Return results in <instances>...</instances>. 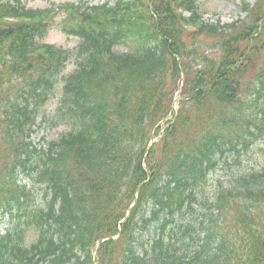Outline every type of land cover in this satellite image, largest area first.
Instances as JSON below:
<instances>
[{"label":"trees","instance_id":"trees-1","mask_svg":"<svg viewBox=\"0 0 264 264\" xmlns=\"http://www.w3.org/2000/svg\"><path fill=\"white\" fill-rule=\"evenodd\" d=\"M196 4H63L72 8L64 32L78 38L76 69L61 86L70 130L45 149L29 136L72 54L35 38L51 8L0 0V217L15 220L0 234V264H92L94 242L117 234L99 244L98 264H264V166L226 167L264 144V0L257 12L245 7L252 24L238 31L201 22ZM179 5L191 9L189 18L175 12ZM180 23L230 31L223 52L190 56ZM119 44L128 50L116 51ZM253 51L261 57L250 68ZM181 71L185 102L147 155V173L145 148ZM21 166L29 177L27 170L36 172L28 185L15 175ZM219 168L228 170L226 180L219 175L206 195ZM152 223L159 233L136 239Z\"/></svg>","mask_w":264,"mask_h":264},{"label":"rangeland","instance_id":"rangeland-1","mask_svg":"<svg viewBox=\"0 0 264 264\" xmlns=\"http://www.w3.org/2000/svg\"><path fill=\"white\" fill-rule=\"evenodd\" d=\"M54 3H59L63 1H74L78 2L80 0H26L27 5L36 7V8H42L46 7L50 2ZM90 4L91 3H99L102 2L103 0H87ZM242 0H198V3L200 4V10L202 12V18L207 21H214L216 19H219L220 22L226 23L228 21H233L239 16H243V13L240 11V6L242 5L241 3ZM249 3H252L253 0H245ZM60 19L57 20L56 24L59 23ZM60 26V25H59ZM45 41L49 43L56 44L57 46H61L64 49H68L70 51L76 49L78 40L75 37H69L65 33H62L59 29L56 27L52 28L49 33L47 34ZM127 46L121 48L120 51H126ZM263 50V49H262ZM211 53L212 57L214 58L217 54V48L215 46H211L207 48V53ZM214 54V55H213ZM260 59V56H256L254 61L256 62L257 60ZM76 65L74 57L70 59L69 62H67V65L62 72L63 74L69 73L71 70L74 69ZM60 81L57 83L55 89V95L51 97L46 104L40 109L41 113L37 118L36 122V132L35 135L33 136L34 140L36 142L41 140V135L45 137L46 140H52L55 139L57 136H59L61 133H64L65 131L70 130L69 126L67 125L66 122L60 121V122H53L52 124V119H56V109L58 107V96H59V90H60ZM171 85V84H170ZM46 115V120H44L43 115ZM264 162V144L257 142L255 146L248 151V153L244 156L242 163L239 165L235 164H230L226 167H230L234 170L237 169H242L244 172H251L253 169H257L261 163ZM236 163V162H234ZM222 171V169H221ZM220 171V176L223 178L224 172ZM219 175V173L217 174ZM213 176L212 174L206 185L205 193L207 194H212L216 186L213 183ZM41 195V193H39ZM156 224L150 225L146 230L139 228L138 231L134 234L136 239L139 241L143 242H148L149 239L152 238L153 235L158 233L155 227ZM5 227V219L0 222V232ZM140 248V247H139ZM138 248V250H139Z\"/></svg>","mask_w":264,"mask_h":264}]
</instances>
